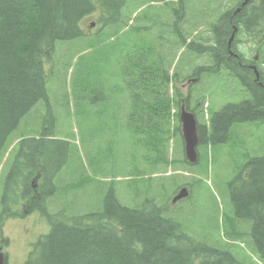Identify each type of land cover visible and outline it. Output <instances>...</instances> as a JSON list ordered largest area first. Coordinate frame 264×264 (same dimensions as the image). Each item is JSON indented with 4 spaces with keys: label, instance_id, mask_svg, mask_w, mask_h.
Wrapping results in <instances>:
<instances>
[{
    "label": "trees",
    "instance_id": "1",
    "mask_svg": "<svg viewBox=\"0 0 264 264\" xmlns=\"http://www.w3.org/2000/svg\"><path fill=\"white\" fill-rule=\"evenodd\" d=\"M126 1L0 0V163L10 147V137L21 120L37 104L47 101L44 66L52 56L55 45L86 37L80 24L85 18L95 15V24L101 28L91 37L95 43L93 46L100 48L108 44L111 47L114 44L112 39L116 36L125 39L121 42L122 56L126 53L122 63L130 66L124 72L126 89L121 90L119 102L115 101L113 115H123L125 120L121 132L124 137L130 138L136 166L139 164L147 171L139 175V180H146L142 187L144 194L137 190L130 193L131 197L137 199L135 208L120 204L111 190L105 198L102 212L72 216L69 223L67 219L66 222L57 221L47 211L49 199L58 191L51 178L60 168L54 169L51 177L44 175L45 182H38L35 189L31 182H22L19 177L15 182L14 178H9L1 197L0 243L8 242L2 239L1 218L17 216L9 210L11 190L14 195L20 192L25 199L36 191V200L29 205L27 213L37 211L49 218L50 231L32 245L25 264H195L196 261L199 264H242L227 250L196 243L180 229L182 225L169 215L165 204L157 206L154 202L156 193L164 196L165 185L151 182L153 171L158 169L156 167L167 168L174 163L168 157V150L170 142L177 135L180 136L178 110L184 98L172 83L173 77L178 76L176 67L172 74L169 73L173 59H165L164 49L162 52L156 51L157 44L148 38L146 32H142L143 28H124L126 17L123 9ZM211 25L215 41L212 47L186 42L182 31L175 27L176 43L182 44L179 49L183 48L185 53L209 55L214 66L196 68L194 73L218 74V68L222 66L245 86L249 97L237 104H226L218 111L209 112L210 107L207 108V122L197 125L198 145L204 149L209 144L227 141L235 124L264 121V87L255 83L251 72L246 73L239 64L231 67L224 58V41L230 34L227 14ZM133 40H139L147 48L138 49V57L129 53ZM157 40H160V36ZM49 51L50 54L46 56ZM189 94L184 99L186 108L190 105ZM203 105L204 99L201 107ZM43 128L36 138H20L17 155L21 156L29 150L31 154L27 158H41L45 163L42 171L46 172L50 162L46 146L53 141L47 142L48 131ZM182 162L188 165L185 159ZM32 163L31 169L37 170L35 161ZM237 180L241 184L240 190L229 195L233 218L230 219L227 236L241 239L243 234L235 222L249 224V248L264 264V154L248 159ZM170 181L175 182V179L171 177ZM84 185L80 182L75 189L81 190ZM45 186H48V191Z\"/></svg>",
    "mask_w": 264,
    "mask_h": 264
},
{
    "label": "rangeland",
    "instance_id": "2",
    "mask_svg": "<svg viewBox=\"0 0 264 264\" xmlns=\"http://www.w3.org/2000/svg\"><path fill=\"white\" fill-rule=\"evenodd\" d=\"M237 2L127 0L123 9L126 17L124 28H143L142 32H146L148 38L157 44L156 51L164 49L165 59H173V68L176 67L178 76L173 77L172 83L184 97L190 91V107L196 108L194 111L199 124L207 122V108L210 107L209 112H212L226 104L240 103L248 97L247 91L222 66L218 68L217 75L203 72L193 75L196 67L214 66L215 63L207 54L185 53L179 49L182 44L176 43L173 30L179 28L186 42L215 46L211 24L226 10L234 9ZM95 23V15L85 18L80 27L86 37L58 42L46 61L47 101L37 104L10 137V152L0 163V205L5 182L9 178L15 179L13 168L17 165L9 167L18 140L22 136L36 138L43 127L48 131L47 142L53 141L46 143L50 161L47 166L51 172L60 168L53 180L58 191L49 199L47 206L49 214L57 221L66 222L67 219L69 223L72 216L102 212L105 198L111 190L120 204L128 208L137 205V199L130 193L137 190L144 194L142 187L146 180H139V175L147 173L146 168H140L139 164L136 166L130 138L124 137L121 132L125 120L123 115H113L114 103L119 102L121 90L126 89L124 72L130 66L122 63L126 53L122 56L121 42L125 39L116 36L111 47L103 44L96 48L91 37L101 27ZM158 36L160 40H157ZM262 38L261 31L249 35L243 33L235 37L233 43L246 59L255 61L254 67L264 75ZM130 45L129 53L134 57L138 49H147L139 40L131 41ZM49 54L50 51L46 56ZM98 81L101 83L98 84ZM202 99L204 105L201 107ZM120 106L122 109V104ZM180 136L177 135L169 145L168 157L174 163L167 168L156 167L158 169L153 171L155 177L151 182L165 185L162 188L164 196L156 193L155 204H165L169 215L196 243L222 251L228 249L239 262L256 264L257 256L246 242L247 225L240 226L245 241L227 236L232 219L229 195L240 190L237 177L247 160L264 154V121L235 124L227 141L209 144L206 149L198 145L200 160L196 167L188 168L182 162L184 147ZM32 161H36V157ZM41 164L45 165L44 162ZM165 175L175 176V182ZM158 180L163 182H156ZM38 182H34L35 186ZM80 182L85 184L83 189H75ZM182 185L187 186L189 197L172 205L171 200L178 191L176 188ZM45 190L48 191V186ZM33 199L34 196L24 200L11 190L8 203L17 216L1 218L2 236L9 240L8 248L2 249L7 252L6 264H24L31 245L50 231L49 218L45 215L35 211L27 217L22 216Z\"/></svg>",
    "mask_w": 264,
    "mask_h": 264
},
{
    "label": "flooded vegetation",
    "instance_id": "3",
    "mask_svg": "<svg viewBox=\"0 0 264 264\" xmlns=\"http://www.w3.org/2000/svg\"><path fill=\"white\" fill-rule=\"evenodd\" d=\"M235 9V10H234ZM232 12H230L227 15V21L230 28V34L227 36V39L224 41L226 45V56L224 57L227 60V63L229 62V65L234 68V65L239 64L241 65L240 69H243L246 73L251 72L253 76H255V73L253 71L255 61L254 60H248L249 58H245L243 55V52L238 50L236 46L234 45L233 41L234 38L237 37L239 34H246L249 35L250 33L254 34L255 32L260 33L261 36L264 37V0H249L248 3L240 8H234ZM256 14V15H255ZM254 16V17H253ZM261 29V30H260ZM233 34V40L230 41V37ZM263 39V38H262ZM261 43H264V39ZM264 49V48H263ZM257 57V56H256ZM264 65V62L262 63ZM255 70L258 73V70L255 68ZM262 73V74H261ZM261 76V82H257L260 80V77L258 80H255V83L263 88L264 87V75L263 72L260 71L258 73ZM255 78V77H254ZM262 84V85H261ZM33 175L36 177L35 182L41 181V174L40 172H37V170L34 171ZM31 197L34 196V199L36 198V191L33 192ZM17 195H20L17 193ZM22 197V195H20ZM30 197V199H31ZM32 200V202L34 201ZM30 202L29 205L32 203ZM29 207V206H27ZM26 210H24L25 212ZM0 247L8 248V242L5 243V241H2V244H0Z\"/></svg>",
    "mask_w": 264,
    "mask_h": 264
},
{
    "label": "water",
    "instance_id": "4",
    "mask_svg": "<svg viewBox=\"0 0 264 264\" xmlns=\"http://www.w3.org/2000/svg\"><path fill=\"white\" fill-rule=\"evenodd\" d=\"M248 0H244L243 5H245ZM179 121L181 123V132L184 142V152L185 157L189 163H195L197 160L196 147L198 144L197 138V125L195 117L192 113L187 111L184 106L180 108ZM188 196V191L186 188H183L179 193L172 199V203L184 199ZM0 264H4V256L0 248Z\"/></svg>",
    "mask_w": 264,
    "mask_h": 264
}]
</instances>
